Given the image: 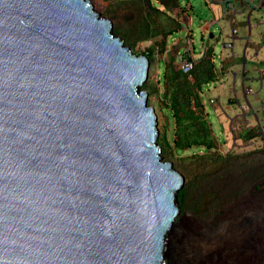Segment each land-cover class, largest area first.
<instances>
[{
	"label": "water",
	"instance_id": "95a60500",
	"mask_svg": "<svg viewBox=\"0 0 264 264\" xmlns=\"http://www.w3.org/2000/svg\"><path fill=\"white\" fill-rule=\"evenodd\" d=\"M149 70L91 0H0V264H172Z\"/></svg>",
	"mask_w": 264,
	"mask_h": 264
},
{
	"label": "rangeland",
	"instance_id": "374dc122",
	"mask_svg": "<svg viewBox=\"0 0 264 264\" xmlns=\"http://www.w3.org/2000/svg\"><path fill=\"white\" fill-rule=\"evenodd\" d=\"M151 1L163 11L151 9L148 0H91L94 9L112 22L113 31L124 40L125 45L137 54H151L149 76L142 90L148 92V105L156 110L158 144L162 158L164 161H170L184 176L182 189L186 192L183 204L178 200L181 213L176 220L177 235L171 237L172 264H213L205 259L208 252L206 247L219 244L225 236L218 237V241L213 238L214 242L209 244L201 235L204 229L195 221L203 225L211 219L217 207L227 206L249 182L264 178V120L254 123L250 119V124L243 119L231 122V118L235 116V108L238 114L244 113L238 105L227 106L228 97L234 96V92L231 93L234 82L233 79L220 76L219 72L223 56L230 53L223 49V40L230 29L227 28L221 33L224 22H214L218 14L211 10L206 0H179L180 7L172 9V16L164 12L166 7L160 2ZM190 4L193 9L188 18L187 7ZM174 17L181 26L166 37L167 31L176 24ZM185 21H189L188 28L183 25ZM211 33L214 37L210 36ZM190 38L193 40L195 58L198 61L206 55L204 49L209 42L214 63L219 71L216 79L204 84L203 91L200 92L204 109L195 106L192 94L189 109H193L196 114L189 113L179 119L184 113L178 118L170 110L173 106L170 95L176 91L171 87L174 81L172 76L173 71L181 72L175 57L177 50ZM189 80L195 81L192 75ZM238 82L237 79V84ZM261 93L264 95V81ZM211 98L217 102L212 103ZM204 128L208 134L202 137ZM179 136L183 139L180 144L175 142ZM187 136L190 141H210L212 148L188 147L185 145ZM184 213L196 220L188 219L181 224ZM220 255L226 256L224 252ZM168 261L169 259L167 263Z\"/></svg>",
	"mask_w": 264,
	"mask_h": 264
},
{
	"label": "crops",
	"instance_id": "0c3cea01",
	"mask_svg": "<svg viewBox=\"0 0 264 264\" xmlns=\"http://www.w3.org/2000/svg\"><path fill=\"white\" fill-rule=\"evenodd\" d=\"M206 2L218 14L214 22H224L221 33L230 29L225 38L231 39L233 43L232 48H223L230 53L223 56L221 70H218L220 76L233 79L234 82L231 89L234 96L228 97L227 106L238 105L244 113L238 114L235 108V116L231 118V122L243 119L250 124L251 119L254 123H260L264 120V95L261 93L264 81V0H235L232 2L233 7L228 6L226 0ZM235 30L237 33L233 36ZM247 107L250 108L248 112L245 111Z\"/></svg>",
	"mask_w": 264,
	"mask_h": 264
},
{
	"label": "flooded vegetation",
	"instance_id": "af4514ba",
	"mask_svg": "<svg viewBox=\"0 0 264 264\" xmlns=\"http://www.w3.org/2000/svg\"><path fill=\"white\" fill-rule=\"evenodd\" d=\"M243 198L246 199V203L237 205V202L244 200ZM253 224H261L262 228L259 230H262L263 233L259 234L258 227L251 228L250 226ZM200 227L204 229L203 238L209 244L214 242L212 241L213 238L218 241V237L225 236L217 245L206 244V250H208L205 255L206 260L215 264L212 259L213 255L211 256L214 252L212 250L214 247L221 248L223 242L230 239L231 244L233 240L235 241L236 248L233 249L236 250L234 252L245 256L249 264H264V178L249 182L232 198L227 206L220 208L215 215L211 216V219L205 221ZM218 228H222V230ZM253 234L259 237L252 236ZM219 256L226 259L227 255L222 257L219 254Z\"/></svg>",
	"mask_w": 264,
	"mask_h": 264
},
{
	"label": "trees",
	"instance_id": "16d2710c",
	"mask_svg": "<svg viewBox=\"0 0 264 264\" xmlns=\"http://www.w3.org/2000/svg\"><path fill=\"white\" fill-rule=\"evenodd\" d=\"M157 1L166 7V11L164 12H166L169 15H171L172 9H175L177 6L180 7L179 0H157ZM148 3L151 9L156 10V11L161 10L160 8L154 6L151 0H148ZM187 8H188L187 17L190 18V11L191 9H193V5H190V7H187ZM173 20L176 21V24H174V26L167 31L166 37L170 33H172L175 29L181 26V23L177 22V19L175 17L173 18ZM181 47L182 46H180L179 49ZM144 54L147 55L148 57H150L151 55L150 53H144ZM180 73L178 71H173L172 78L174 81L172 82L171 87L175 88L176 91H174L170 95L173 101V106H171L170 110L174 112L173 115L179 118L180 114L184 113V115H182L179 119L183 118V116L189 113H192L193 115L196 114L195 111H193V109L191 108L189 109L190 96H192V94L194 95L195 106L200 107L201 109H204V105H203L204 103H202L201 101L200 92L203 91V85L208 84L211 81H214L216 79V74H218L216 64L214 63V60H213V50L210 48L207 51L206 55L199 59V61L194 65L191 73L186 74V73H183L182 71ZM191 75L193 76L195 81L189 80ZM166 77L168 79L170 78L168 76ZM179 126L180 125L178 124V127ZM202 130L204 131L201 134L202 137L208 134L207 129L204 128ZM196 137H199V136L196 135ZM185 138L187 139V142L185 143V145L188 147L206 146L207 148H212V143L210 141H206V140L202 141L200 139H191L190 141L189 136ZM181 141H183V139L180 136L179 138L175 140V142L178 144H180ZM222 183L220 182V184ZM185 195H186L185 189H182L178 194V200L181 202V204H183L185 200ZM223 207L224 205H221V207H217V209L213 211L212 215H215L218 212V210Z\"/></svg>",
	"mask_w": 264,
	"mask_h": 264
},
{
	"label": "built area",
	"instance_id": "2783aa9c",
	"mask_svg": "<svg viewBox=\"0 0 264 264\" xmlns=\"http://www.w3.org/2000/svg\"><path fill=\"white\" fill-rule=\"evenodd\" d=\"M235 0H226V4L230 7H233L232 2H234ZM188 24L186 25V21H185V25L186 28H188L189 26V21H187ZM236 30L233 32V36L236 34ZM223 44H224V48H232L233 47V43L232 40L229 39H224L223 40ZM210 49L209 47V42L208 44L205 46V52L204 55L207 53V51ZM176 59H177V64L179 66V69L183 72V73H191L194 65L197 63V59L195 58V49H194V43L192 38H190L188 41H186V44H184L176 53L175 55ZM211 102L212 103H216L217 100L211 98ZM262 109L264 111V104L262 105ZM246 110H250L249 107L246 108Z\"/></svg>",
	"mask_w": 264,
	"mask_h": 264
},
{
	"label": "bare ground",
	"instance_id": "6f19581e",
	"mask_svg": "<svg viewBox=\"0 0 264 264\" xmlns=\"http://www.w3.org/2000/svg\"><path fill=\"white\" fill-rule=\"evenodd\" d=\"M253 225H255V224H253ZM258 230H259V227H258ZM260 233H263L262 230H259V234ZM252 236L259 237L256 234H253ZM240 241H241V239H240ZM234 242L235 241L233 240V243L231 244V241L229 239V240H225L223 242V244L221 245V248H218V247L215 248L214 247V249L212 250L214 252H212L211 256L213 255L212 256L213 257L212 259H213V261H214L215 264H249V262H247V259H246L245 256L240 255V254H237V253L234 252L236 250V249H233L235 247ZM221 251L224 252L227 255L226 256V259L220 258L219 254H220ZM237 251H238V249H237Z\"/></svg>",
	"mask_w": 264,
	"mask_h": 264
}]
</instances>
